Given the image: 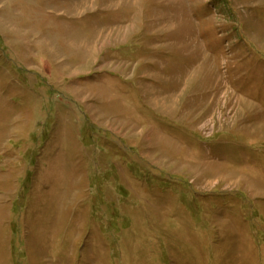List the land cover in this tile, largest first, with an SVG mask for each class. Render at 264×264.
I'll return each mask as SVG.
<instances>
[{
	"label": "rangeland",
	"instance_id": "1",
	"mask_svg": "<svg viewBox=\"0 0 264 264\" xmlns=\"http://www.w3.org/2000/svg\"><path fill=\"white\" fill-rule=\"evenodd\" d=\"M0 264H264V0H0Z\"/></svg>",
	"mask_w": 264,
	"mask_h": 264
}]
</instances>
